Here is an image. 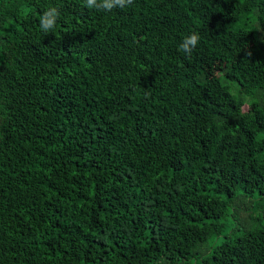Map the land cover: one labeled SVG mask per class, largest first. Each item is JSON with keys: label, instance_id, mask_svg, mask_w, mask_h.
<instances>
[{"label": "trees", "instance_id": "trees-1", "mask_svg": "<svg viewBox=\"0 0 264 264\" xmlns=\"http://www.w3.org/2000/svg\"><path fill=\"white\" fill-rule=\"evenodd\" d=\"M0 264H264V0H0Z\"/></svg>", "mask_w": 264, "mask_h": 264}, {"label": "clouds", "instance_id": "clouds-1", "mask_svg": "<svg viewBox=\"0 0 264 264\" xmlns=\"http://www.w3.org/2000/svg\"><path fill=\"white\" fill-rule=\"evenodd\" d=\"M133 4V0H85V6L88 9L111 12L114 9H124ZM60 12L57 7L51 6L43 10L39 16L40 30L48 34L55 29ZM200 41V35L196 31H191L185 35L179 44V50L186 56H190ZM246 55H251L248 51Z\"/></svg>", "mask_w": 264, "mask_h": 264}]
</instances>
